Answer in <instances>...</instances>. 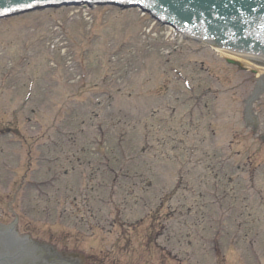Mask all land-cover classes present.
<instances>
[{"label": "rangeland", "instance_id": "374dc122", "mask_svg": "<svg viewBox=\"0 0 264 264\" xmlns=\"http://www.w3.org/2000/svg\"><path fill=\"white\" fill-rule=\"evenodd\" d=\"M136 7L0 17V223L102 264H264V90Z\"/></svg>", "mask_w": 264, "mask_h": 264}, {"label": "water", "instance_id": "95a60500", "mask_svg": "<svg viewBox=\"0 0 264 264\" xmlns=\"http://www.w3.org/2000/svg\"><path fill=\"white\" fill-rule=\"evenodd\" d=\"M165 3H167V4H170L172 7H174V8H170L171 9V11H169V13L170 12H172V11H174L175 10V8H178V7H181V5L184 3V0H163ZM216 2H218V1H216ZM249 3H248V14L249 13H251L252 15H247V21H252V19H255V21H252V22H248L247 24H248V26H247V31L246 32H248V41H251L252 39H251V37L249 36V32H251L250 31V29L249 28H259V31H261V32H263V34H264V0H249L248 1ZM196 12V11H195ZM199 14H202V13H204L205 12V10L203 9V8H199L198 9V11H197ZM171 14V13H170ZM169 14V15H170ZM179 14V13H178ZM189 14V13H188ZM259 17V18H258ZM262 17V18H261ZM180 18L181 19H183V20H185V18H183V17H181L180 16ZM180 19V20H181ZM257 19V20H256ZM186 21V20H185ZM246 24V25H247ZM229 26L228 27H230V29H232V30H234V28H232L233 26H232V24L231 23H229L228 24ZM244 26V25H243ZM209 28L207 29L208 31H211L212 33H217L218 34V36L216 35V39H220L221 40V38L220 37H222V34L221 33H225L226 31H230V30H226V31H223V30H221V29H224L223 27H219V26H217V25H210V26H208ZM234 27H236V29H241V27L239 26V25H235ZM249 29V30H248ZM253 32V31H252ZM237 37H240V39H244V38H246V35H242V34H240V33H237V34H235ZM241 36H243V37H241ZM254 48V47H253ZM253 48H251V49H253ZM222 49H225V48H222ZM225 50H227V51H229V52H232V53H235V54H239V55H242V56H245V57H249V58H252V59H255V60H258V61H261V62H264V56H262V55H254V54H248V53H243V52H238V51H231V50H228V49H225ZM263 77V79H261V78ZM260 78V79H259ZM259 79V81L260 82H262V83H264L263 81H264V72H262V73H260L259 74V76H258V78L256 79V81H255V83H254V85H253V87H252V89H251V91H250V93H249V95H248V97H247V99H246V102H247V100L249 99V97L253 94V92H255L256 91V87H257V80ZM259 82V83H260ZM258 83V84H259ZM259 89V88H258ZM264 90V88H260L259 89V92H261V91H263ZM258 94V93H257ZM246 104V103H245ZM245 104H244V107H245ZM243 111H244V109H243ZM244 122H245V120H244ZM246 123V122H245ZM247 124V123H246ZM247 126H249V127H251V128H253L254 126L252 125V124H247ZM0 224H4V223H0ZM0 235L1 236H4V234L2 233V232H0ZM20 235V234H19ZM23 235H25V234H23ZM7 237V235H5L4 237H3V241L0 239V251H2V252H4L5 250H7V253H10V252H14L15 250H14V248H15V245H12L11 247L9 246V247H7V245L9 244V241L8 242H6L8 239L6 238ZM40 243V242H39ZM42 244V243H41ZM44 245V244H43ZM48 247V246H47ZM50 248V247H49ZM70 256V255H69ZM11 258V257H10ZM23 258H25L26 260H27V256L26 255H24V257ZM1 259H3V258H1ZM12 259V261L10 260V261H8V264H17V262H16V260L14 259V257H12L11 258ZM25 262V261H24ZM0 263H2L1 261H0Z\"/></svg>", "mask_w": 264, "mask_h": 264}, {"label": "bare ground", "instance_id": "6f19581e", "mask_svg": "<svg viewBox=\"0 0 264 264\" xmlns=\"http://www.w3.org/2000/svg\"><path fill=\"white\" fill-rule=\"evenodd\" d=\"M216 49L219 51V53H221L222 55L231 57L233 59H236L237 61H239V63L246 65L248 68L254 70L256 72V74H260L262 72H264V62L249 58V57H245L239 54H235L232 52H229L225 49L222 48H218L216 47Z\"/></svg>", "mask_w": 264, "mask_h": 264}]
</instances>
